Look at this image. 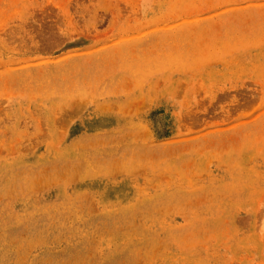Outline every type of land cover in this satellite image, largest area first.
Returning <instances> with one entry per match:
<instances>
[{
  "label": "rangeland",
  "instance_id": "obj_1",
  "mask_svg": "<svg viewBox=\"0 0 264 264\" xmlns=\"http://www.w3.org/2000/svg\"><path fill=\"white\" fill-rule=\"evenodd\" d=\"M0 264H264V0H0Z\"/></svg>",
  "mask_w": 264,
  "mask_h": 264
}]
</instances>
